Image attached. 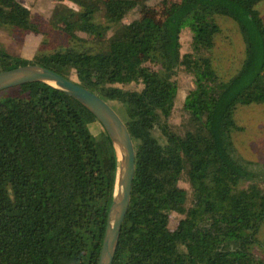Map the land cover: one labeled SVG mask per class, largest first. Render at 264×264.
Segmentation results:
<instances>
[{"label":"trees","instance_id":"obj_1","mask_svg":"<svg viewBox=\"0 0 264 264\" xmlns=\"http://www.w3.org/2000/svg\"><path fill=\"white\" fill-rule=\"evenodd\" d=\"M64 1L75 8L59 3L46 20L0 0V32L42 37L29 60L0 45V72L37 65L71 80L73 71L79 86L121 106L135 173L113 264H264L255 254L264 253V184L233 157L232 142L244 131L237 111L264 105V22L255 8L264 0H161L159 19L145 13L125 25L146 0ZM219 19L232 21L244 44L233 75L215 66ZM180 70L194 89L183 102L188 126L177 132L169 117ZM17 89L0 102V264H97L116 179L111 142L62 91ZM183 175L189 192L179 187ZM172 213L182 218L171 229Z\"/></svg>","mask_w":264,"mask_h":264},{"label":"rangeland","instance_id":"obj_2","mask_svg":"<svg viewBox=\"0 0 264 264\" xmlns=\"http://www.w3.org/2000/svg\"><path fill=\"white\" fill-rule=\"evenodd\" d=\"M22 5L31 10L33 14L41 15L44 19H49L53 8L62 3L68 7L75 8L72 4L60 0H18ZM113 2V0H110ZM161 0H146V10L140 11L135 9L128 14L123 20V24H127L142 14L159 19L164 14V9ZM260 17L264 22V1L260 2L255 7ZM218 22L223 30V36L218 37L216 40V47L213 50V57L215 66L221 76L226 74V70H231V74H235L236 70L240 68L241 62L244 59V44L237 31L236 25L229 19H219ZM122 26L119 24L112 30L120 29ZM84 37V35H82ZM110 36V35H109ZM55 41H59L56 35L51 36ZM42 37L27 35L19 37L17 34H9L8 32H0V45H2L8 53L14 56H19L24 59H32L33 55L39 50L41 46ZM50 42V39L48 40ZM54 43L53 41H51ZM191 35L190 31L185 28L181 32L180 44L181 53H188L190 50ZM70 79L77 82V78L72 71ZM175 81L177 83V92L174 101V107L169 117V123L175 131H181L182 127H187L189 123V114L183 110V102L186 96L194 89V78L180 70ZM18 89L11 88L0 92V102L18 96ZM114 111L123 119L124 112L120 105L111 103ZM236 122L244 128L241 133L234 134L232 137L233 142V157L248 165L249 170L254 175V181L262 186L264 184V105L253 104L249 107L239 109L234 115ZM94 135L100 131V126L94 124L91 128ZM179 187L186 191H190V185L187 182L185 175L182 176L179 182ZM182 216L172 213L170 216V228L176 226L178 220ZM257 257L264 260V253L259 249H255Z\"/></svg>","mask_w":264,"mask_h":264},{"label":"water","instance_id":"obj_3","mask_svg":"<svg viewBox=\"0 0 264 264\" xmlns=\"http://www.w3.org/2000/svg\"><path fill=\"white\" fill-rule=\"evenodd\" d=\"M29 83H42L71 97L94 116L111 142L116 162V179L97 264H113L121 228L130 204L135 173V151L129 132L109 103L85 90L77 82L67 80L37 65L0 72V92ZM152 136L160 144L164 142L157 129Z\"/></svg>","mask_w":264,"mask_h":264}]
</instances>
